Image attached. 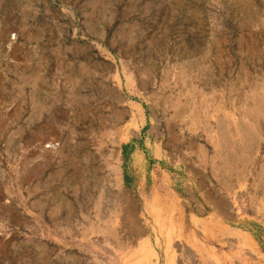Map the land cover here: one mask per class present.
<instances>
[{
	"label": "rangeland",
	"instance_id": "1",
	"mask_svg": "<svg viewBox=\"0 0 264 264\" xmlns=\"http://www.w3.org/2000/svg\"><path fill=\"white\" fill-rule=\"evenodd\" d=\"M146 245L264 264V0H0V264Z\"/></svg>",
	"mask_w": 264,
	"mask_h": 264
},
{
	"label": "bare ground",
	"instance_id": "2",
	"mask_svg": "<svg viewBox=\"0 0 264 264\" xmlns=\"http://www.w3.org/2000/svg\"><path fill=\"white\" fill-rule=\"evenodd\" d=\"M172 202V201H171ZM170 204V203H169ZM162 205V204H161ZM260 205V204H259ZM217 206V205H216ZM226 206V205H225ZM167 207V206H166ZM183 207H185V206H183ZM183 207H182V209H183ZM210 207V206H209ZM227 207V206H226ZM251 207V206H250ZM169 208V207H168ZM217 208V207H216ZM219 208V207H218ZM232 208V207H231ZM254 208V207H253ZM256 208V207H255ZM211 209V208H210ZM245 209V208H244ZM261 209V208H260ZM200 210V209H199ZM204 210V209H203ZM227 210V209H226ZM167 211V210H166ZM174 211V210H173ZM257 211V210H256ZM262 211H263V209H262ZM199 212V211H198ZM161 213H162V211L160 210V209H158L157 210V216H158V218L160 219V217H161ZM180 213H181V211H180ZM213 213V212H212ZM222 213V212H221ZM131 214H132V212H131ZM164 214V213H163ZM217 214V213H216ZM134 215V214H133ZM229 215V214H228ZM200 216V215H199ZM202 216V215H201ZM257 216V215H256ZM167 217V216H166ZM210 218V217H209ZM208 218V219H209ZM212 218V217H211ZM221 218V217H220ZM241 218V217H240ZM165 219V218H164ZM214 219V218H213ZM235 219V218H234ZM262 219V218H261ZM133 220V219H132ZM155 220V219H154ZM218 220H219V218H218ZM217 221V220H216ZM173 222V221H172ZM211 222V220L209 221L208 220V222L205 220L204 222H202V225L204 226V227H208L209 225V223ZM212 222H214V220H212ZM218 222V224H221V222L220 221H217ZM225 222V221H224ZM234 222V221H233ZM244 222V221H243ZM137 223V222H136ZM135 223V224H136ZM175 223V222H174ZM132 224H134V223H132ZM134 224V225H135ZM156 224H157V222H156ZM201 224V223H200ZM217 224V223H216ZM228 224V223H227ZM259 224V223H258ZM138 225V224H137ZM136 225V226H137ZM171 225V224H170ZM188 225H190V224H188ZM199 225V224H198ZM244 225V224H243ZM151 226V225H150ZM163 226V225H162ZM183 226V225H182ZM138 227V226H137ZM151 228H153V227H151ZM160 228V227H159ZM201 228V227H200ZM170 229V228H169ZM191 229H192V227H191ZM209 229V228H208ZM244 229V228H243ZM160 232H162V231H160ZM168 232V231H167ZM210 232H211V230H210ZM235 232V231H234ZM166 233V232H165ZM171 233H173V230L172 231H170V234ZM161 234V233H160ZM159 234V235H160ZM163 234H164V232H163ZM229 234H231V233H229ZM233 234H235V235H237V234H239L238 232H236V233H233ZM175 235V234H174ZM225 235V234H224ZM228 235V234H227ZM155 236V235H154ZM161 236V235H160ZM198 236V235H197ZM203 236H205V234L203 235ZM217 236V235H216ZM240 236H241V234H240ZM259 236V235H258ZM209 237V236H208ZM219 237V236H218ZM230 237V236H229ZM239 237V236H238ZM147 239V238H146ZM145 239V240H146ZM173 239V238H172ZM177 239V238H176ZM235 239V238H234ZM237 239V238H236ZM240 239V238H239ZM238 239V240H239ZM244 239L245 240H247L248 241V243H249V245L250 246H252V247H254L255 246V243H254V241L251 239V238H249L248 236H244ZM155 240H157V238L155 239ZM190 240V239H189ZM206 240H207V238H206ZM210 240V239H209ZM243 240V239H242ZM159 241V240H158ZM203 241V240H202ZM151 242V241H150ZM155 242V241H154ZM168 243V242H167ZM171 243V242H170ZM183 243V242H182ZM181 244V243H180ZM189 244V243H188ZM214 244V243H213ZM162 245V244H161ZM167 245V244H166ZM169 245V244H168ZM183 245V244H182ZM207 246V245H206ZM217 246H219V245H217ZM158 247V246H157ZM160 247V246H159ZM197 247V246H196ZM203 247V246H202ZM142 248V247H141ZM172 248V247H171ZM174 248V247H173ZM165 249V248H164ZM144 250V249H143ZM194 250V249H193ZM162 251V250H161ZM255 250L253 249V252H254ZM130 252V251H129ZM158 252V251H157ZM163 253V252H162ZM173 253V252H172ZM191 253V252H190ZM194 253V252H193ZM213 254H212V257H214V258H216V252H212ZM251 253V252H250ZM254 253H256L257 255H259V253H257L256 251L254 252ZM168 254V253H167ZM180 254V253H179ZM200 254V253H199ZM240 254V253H239ZM244 254V253H243ZM249 254V253H248ZM154 255V252H153V248L151 249L148 245H146L145 246V252H144V254L142 255V257L140 258V259H136V260H134V261H130V264H147V263H149L150 262V259L152 258V256ZM157 255V254H156ZM135 256V255H134ZM247 256V255H246ZM132 257V256H131ZM139 257V256H138ZM204 257V256H203ZM255 257V256H254ZM262 258V257H261ZM154 259V258H153ZM152 259V260H153ZM159 259V258H158ZM169 260H168V264H175V261H176V259H175V255L174 254H172V255H170L169 256V258H168ZM180 259V258H179ZM186 259H189V258H186ZM203 259V258H202ZM156 261V260H155ZM160 261V260H159ZM196 261V260H195ZM207 261V260H206ZM234 261H236V260H234ZM205 262V261H204ZM114 263H116V262H114ZM123 263V262H122Z\"/></svg>",
	"mask_w": 264,
	"mask_h": 264
}]
</instances>
